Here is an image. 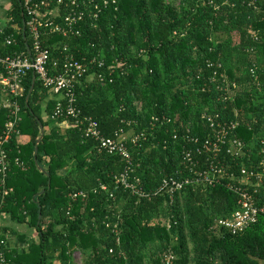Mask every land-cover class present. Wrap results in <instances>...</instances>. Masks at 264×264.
I'll return each instance as SVG.
<instances>
[{
    "label": "trees",
    "instance_id": "obj_1",
    "mask_svg": "<svg viewBox=\"0 0 264 264\" xmlns=\"http://www.w3.org/2000/svg\"><path fill=\"white\" fill-rule=\"evenodd\" d=\"M11 3V21L0 27L1 53L20 56L31 46L28 30L22 32L28 17L22 0ZM118 6L105 9L96 27H78L80 35H47L45 46L52 52L51 74L62 71L68 54L104 61L76 89L75 105L106 137L131 128L147 133L142 147L133 149L144 189L154 193L165 176L183 169L189 130L196 137L213 135L202 120L206 108L227 106L231 118L238 108L245 121L237 134L253 151L258 148L264 137V0H118ZM11 35L16 41L5 44ZM34 77L28 73L21 99L19 128L27 141L15 138L6 146L12 166L0 217L28 224L39 238L23 250L0 242V264L2 254L11 264H72L75 250L85 253L87 264H163L171 251L174 264H264V214L233 235L217 227L240 209L239 195L225 185L189 187L172 205L165 193L140 199L119 187L115 176L124 172L125 160L101 152L75 119L54 120L56 96L38 79L30 95ZM225 80L240 87L226 102L218 89ZM7 120L8 111L0 110V129ZM42 135L41 169L35 150ZM76 190L86 191L87 199L73 202ZM0 230V239L17 234Z\"/></svg>",
    "mask_w": 264,
    "mask_h": 264
},
{
    "label": "built area",
    "instance_id": "obj_2",
    "mask_svg": "<svg viewBox=\"0 0 264 264\" xmlns=\"http://www.w3.org/2000/svg\"><path fill=\"white\" fill-rule=\"evenodd\" d=\"M22 4L28 17L22 32L28 30L31 46L28 45V51L20 56L4 55L0 47V110L8 111V120L0 129V187H2L0 200H4L8 194L6 182L12 166L6 146L13 139L24 137L19 128L23 120L21 99L25 96L27 75L33 72L36 79L56 96L54 120L63 117L68 120L75 119L85 125L86 137L95 139L101 152L118 154L125 160L124 172L115 176L119 187L130 190L140 199H151L154 195L165 193L168 195L167 203L172 205L178 193L189 187L225 185L239 195L240 209L233 216L218 221L217 227L224 232L237 235L258 221L260 215L264 214V137L254 151L239 138L237 130L245 119L238 108L232 111L234 118L228 116L227 106L223 110L206 108L202 113V120L212 129L213 135L207 138L196 137L189 130V134L184 136L187 146L183 149V169L176 174L165 176L161 186L154 193L148 192L144 189L141 178L135 174L137 163L133 155V149L142 147V140H147V133H136L131 128L129 131L121 129L114 137H106L101 133L98 122L92 117H83L81 110L75 105L76 89L84 81L92 80L95 76L92 71L95 67L104 65V61L97 57L80 60L68 54L62 71L51 74L49 64L52 52L45 46V37L49 34L80 35L83 26L96 27L105 9L110 7L119 9L118 0H22ZM254 36L259 40L258 35ZM14 41L16 39L11 35L7 37L5 44L11 45ZM64 49L68 51L67 46ZM116 66L122 68L124 63L119 62ZM253 73L255 74L254 70ZM98 77L101 81L106 80L103 75ZM224 82L218 85L222 93L220 100L224 102L234 100L239 94L240 87L237 83H230L227 80ZM153 120L152 126L156 127L160 118L155 117ZM69 126L68 121L62 127ZM255 152L257 159H254ZM227 156L235 158L234 164L227 160ZM246 158L252 162L250 167L245 165L244 161L239 163L241 159ZM16 164L26 168L19 158L16 159ZM102 188L107 190L105 185H102ZM87 197L88 193L83 190H76L70 194L73 202L86 200ZM167 226L171 227V224L167 222ZM115 227L117 229L116 225ZM2 234L0 230V236ZM8 239V235L6 239H0L1 244L9 247ZM175 259L173 251L166 253L163 256V264H174ZM1 263L11 264L3 254Z\"/></svg>",
    "mask_w": 264,
    "mask_h": 264
},
{
    "label": "crops",
    "instance_id": "obj_3",
    "mask_svg": "<svg viewBox=\"0 0 264 264\" xmlns=\"http://www.w3.org/2000/svg\"><path fill=\"white\" fill-rule=\"evenodd\" d=\"M12 7L11 0H0V27L4 28L7 27L9 22L11 21L10 18V9ZM47 114H44V117ZM64 124H62L63 126ZM27 141V136H24L22 142L24 143ZM0 225L4 228H11L17 231V234L9 232L8 234V242L9 246L17 247L19 250H23L25 246L29 245V242L33 239L38 240L39 236L36 230L30 227L28 224H20L11 220L8 214H3L0 217Z\"/></svg>",
    "mask_w": 264,
    "mask_h": 264
},
{
    "label": "rangeland",
    "instance_id": "obj_4",
    "mask_svg": "<svg viewBox=\"0 0 264 264\" xmlns=\"http://www.w3.org/2000/svg\"><path fill=\"white\" fill-rule=\"evenodd\" d=\"M85 257H87L85 255V253H83L80 250H75L74 252H72V261L71 262H72V264H87Z\"/></svg>",
    "mask_w": 264,
    "mask_h": 264
},
{
    "label": "water",
    "instance_id": "obj_5",
    "mask_svg": "<svg viewBox=\"0 0 264 264\" xmlns=\"http://www.w3.org/2000/svg\"><path fill=\"white\" fill-rule=\"evenodd\" d=\"M35 81H36V76L34 77V82H33V86L31 88V91H30V95L32 94L33 90H34V87H35ZM29 95V96H30ZM42 139H43V135L40 137V139L38 140L37 142V145H36V150H35V160H36V164L37 166H39V162H38V159H37V156H38V152H39V145L40 143L42 142ZM40 167V166H39ZM41 168V167H40ZM42 169V168H41ZM42 216H40L41 218Z\"/></svg>",
    "mask_w": 264,
    "mask_h": 264
}]
</instances>
